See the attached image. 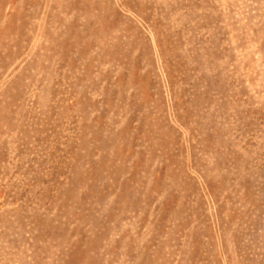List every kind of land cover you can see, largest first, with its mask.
<instances>
[{
  "label": "rangeland",
  "instance_id": "374dc122",
  "mask_svg": "<svg viewBox=\"0 0 264 264\" xmlns=\"http://www.w3.org/2000/svg\"><path fill=\"white\" fill-rule=\"evenodd\" d=\"M0 264H264V0H0Z\"/></svg>",
  "mask_w": 264,
  "mask_h": 264
}]
</instances>
